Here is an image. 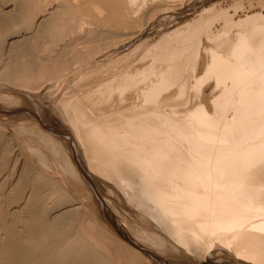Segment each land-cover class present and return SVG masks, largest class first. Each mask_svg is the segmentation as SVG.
Instances as JSON below:
<instances>
[{"label":"bare ground","instance_id":"bare-ground-1","mask_svg":"<svg viewBox=\"0 0 264 264\" xmlns=\"http://www.w3.org/2000/svg\"><path fill=\"white\" fill-rule=\"evenodd\" d=\"M145 1L0 0V264H216L208 246L214 237L221 243L213 251L232 254L236 264H264V15L223 20L224 41L212 46V70L206 67L233 82L217 101L218 116L176 100L197 89L195 81L179 80L159 97L166 87L159 79L178 84L193 71L202 33L213 39L204 27L216 17L206 14L184 24L185 33H174L183 25L174 37L161 31L146 51L152 61L113 67L86 84L84 71L62 90L59 80L70 73L64 66L73 61L67 57L77 54L68 50L70 40L93 42L106 33L92 28L96 23L119 32L134 26L137 18L125 24L116 16L131 15ZM98 8L107 18H91L82 36L86 16L78 11L92 16ZM160 64L162 75L142 79ZM57 81L60 92L44 101L55 108L52 115L37 90L50 94ZM226 105L235 107L229 120ZM104 193H117L123 203Z\"/></svg>","mask_w":264,"mask_h":264},{"label":"rangeland","instance_id":"rangeland-1","mask_svg":"<svg viewBox=\"0 0 264 264\" xmlns=\"http://www.w3.org/2000/svg\"><path fill=\"white\" fill-rule=\"evenodd\" d=\"M76 1V0H75ZM146 1H148V2H146ZM145 2L147 3V5H145L146 3H144L142 6H144L145 5V7H139L136 11H134V13H132L131 15H129V16H124L125 18H123V17H121V18H123V19H120L119 17L120 16H116L118 19H117V21L118 22H121V23H124V22H126L125 24H128L127 23V20L128 21H130V19H136L137 18V21L138 22H136V23H134V26H133V23L132 22H129V26H127V28L126 29H121V31L123 32L124 30V32L122 33V32H119V30L120 29H118V28H116V30L118 29V31H116L115 30V28L114 29H112V27L110 28L109 26H104V25H97V28H96V24H94V23H89L88 24V22L90 21V19L91 18H96V22H97V19L99 20V18H101V17H103L104 19L105 18H107V16L106 15H104V13H108V11H106L105 12V10H103V9H100V8H98V9H95V10H93V12H94V14L91 16H88V14L86 15V13L85 12H91V10L90 11H86V9H82L81 11H78V15H82V13H85V14H83V16H81L80 15V18L82 19V17H84V16H86V17H84L83 19H82V22H83V27L80 29V31L82 32V36H86V33H85V35H83V31L85 30V29H90L91 28V26H93V24H94V26L92 27V28H94V29H100V30H103L102 32L104 33V31H105V29H106V33H102L103 35V37L100 35V36H98L93 42H89V43H86L85 41H82V42H80L79 43V41H71L70 40V42H72V43H74L75 44V46H73L72 45V43H70L69 44V46H70V49H68V47L66 48V49H68V50H71L72 52L73 51H75L76 50V48H77V51H75V52H77V54L75 55L74 54V56H72V54L73 53H70L69 55L70 56H68L67 57V60H69V58L70 57H72V60L74 61H72L71 62V58H70V62L69 61H67L68 62V64L66 63V61L64 60V62H63V64H61V66L63 65H65V63L67 64V65H65L64 67H68V69H70V73H69V71H68V73L66 72V76L67 75H70L68 78L70 79H68V78H66V76L64 75V77H63V75L61 76V79L59 80L60 82H62L63 81V83H65V84H61L63 87H65V89H62V90H65V91H67V90H70V89H72V85L74 84V81L75 80H77V79H79V78H81L82 77V74L81 73H83L84 71L85 72H89L90 74H89V76H87V77H85L86 78V80H83V84H84V82H85V84L87 83L86 81H88L89 83H92L94 80H95V78L94 77H100L101 78V76H103V75H105L104 77H107L108 75H110L112 72H114V71H116L118 68H122V67H125V66H127V67H131V66H134L135 64L136 65H139V64H141L142 62L143 63H148V62H150V61H152L153 60V58H154V54L153 55H149V54H147V50H148V48L150 47V45H152V43H155V41L156 40H158L157 38L159 37V34L161 33V31H162V33H164L165 31L166 32H168V31H170V32H168V33H170V35H171V37H174L175 35H178V33L177 32H180V33H185V31H187V29L185 28L186 26H187V28L188 27H190L191 25L190 24H192L193 23V21L194 20H198L199 19V17L201 16V15H207V16H209V17H216L215 19H214V21H210V22H207V24H205L206 26L204 27V28H207V30L209 31V32H211L212 31V36H213V39L211 38V39H209L210 40V42L208 41V37H206V36H209L208 34H203L202 33V35L200 36V39H199V42H200V44H201V42H203L201 45H202V47H201V45L199 46V43H198V46H197V52L199 53H197L195 56H193V58H191V60H190V66L192 67L193 66V68H191L190 70H193L194 71V69H195V72H197V73H193V71H189L188 72V70H187V74H186V72H184L183 74H185L184 76H180L178 79H177V81H179V80H185L186 82H194L195 81V83L196 84H198V85H196V87H198L197 89L196 88H190V90L192 89V91H190L189 92V89H187L186 90V92H189L190 94H188V95H183V96H180L181 97V99H182V97L184 98V99H187V106L188 105H190V104H192L191 105V107H195V106H197V105H200L201 107H205L206 108V110H207V112L211 115L212 113H213V115L212 116H218V114H215L214 115V112L215 111H217V110H219L218 108H220V105L218 106L217 105V101H218V99H220V97H221V93H223L225 90H226V86L228 85V86H231L232 85V81H231V79H229L228 77L227 78H224V80L223 79H218L217 77H214L215 76V74H213L212 75V71H208L207 70V66L208 67H210V70H212V65L213 64H211V62H214L213 60V58H211L213 55V53H212V49H213V45L214 44H222L223 43V41H224V38H223V36H224V30L222 31L221 29V27L224 25V23H223V20L224 19H231V20H234V21H237V20H239V19H243V18H249V15H251V16H253V17H256V19L255 18H253V17H250V19L252 20V22H254V21H256L257 20V18H259V17H262L263 15H264V0H175V2H174V0H146ZM164 1V2H163ZM151 2V3H150ZM158 2V5L156 4ZM187 2V3H186ZM77 3H78V1H77ZM76 3V4H77ZM164 3V4H163ZM171 3H172V5H171ZM153 4H155L154 6H153ZM167 4L168 5H170V6H167ZM149 5V6H148ZM165 5V6H164ZM154 7V11L152 10L153 9V7ZM162 6H164V8H162ZM176 6V7H175ZM147 7H149V12L146 10V8ZM157 7V8H156ZM167 7V8H166ZM169 7V8H168ZM144 8V9H143ZM152 8V9H151ZM143 9V16L146 14V12H148L146 15H145V17H147V18H145V17H143V21H140V20H138V18H140L142 15H138V13L140 12L141 13V10ZM148 9V8H147ZM157 9V10H156ZM166 9V10H165ZM140 10V11H139ZM172 10V11H171ZM174 10H175V12H174ZM181 10V11H180ZM218 10V11H217ZM85 11V12H84ZM101 11H103L102 13H101ZM138 11V12H137ZM208 11V12H207ZM92 12V13H93ZM96 12V13H95ZM150 12H152V13H150ZM153 12H155V13H153ZM91 13V14H92ZM100 15H99V14ZM139 13V14H140ZM203 13V14H202ZM209 13H211V15L209 14ZM218 13V14H217ZM255 13V14H254ZM135 14V15H134ZM136 14H137V16H136ZM252 14H254V15H252ZM260 14V16L258 17V15ZM99 15V16H98ZM105 17H104V16ZM150 15V16H149ZM151 15H152V17H151ZM255 15H257V16H255ZM97 16V17H96ZM166 16V17H165ZM220 16V17H219ZM246 16V17H245ZM193 17V18H192ZM226 17V18H225ZM103 18H101V19H103ZM127 18H130V19H127ZM168 18V19H167ZM104 19H103V21H104ZM125 19H127L126 21H125ZM142 19V18H141ZM131 20V21H132ZM175 20V21H174ZM254 20V21H253ZM259 20V19H258ZM86 21V22H85ZM92 21H94V20H92ZM149 21V22H148ZM159 21V22H158ZM179 21V22H178ZM133 22H135V21H133ZM141 22V24H143V28H142V30L140 31V32H138L139 31V23ZM166 22V23H165ZM173 22V23H172ZM191 22V23H190ZM105 23V22H104ZM145 23V24H144ZM147 23V24H146ZM187 23V24H186ZM210 23V24H209ZM186 26H185V25ZM107 25V24H106ZM131 25H132V27H131ZM137 25V26H136ZM182 25H183V27H182ZM189 25V26H188ZM197 25H198V22H197ZM210 26V27H209ZM249 26V25H248ZM85 27H87V28H85ZM103 27V28H102ZM130 27V28H129ZM136 27H138V28H136ZM179 27H182V28H179ZM110 28V29H109ZM135 28V29H134ZM154 28V29H153ZM161 28V29H160ZM177 28H179V29H177ZM131 29V30H130ZM175 29H177L176 30V32L174 31V33H176L174 36L171 34V32H173V30H175ZM181 29H183V30H181ZM127 30V31H126ZM184 31V32H181V31ZM202 30V29H201ZM86 32H87V30H85ZM84 31V32H85ZM107 31H108V35H107ZM111 31V33H109ZM221 31V32H220ZM114 32V33H113ZM117 32H119L118 34H117ZM122 33V34H121ZM124 33H126L125 35H127V36H125L124 35ZM135 33H137V34H135ZM179 33V34H180ZM113 34V37H111V35ZM230 34H232L231 32L228 34V35H230ZM107 36V37H109V38H106L105 36ZM118 35H122V37L120 36H118ZM123 35H124V37H123ZM221 35V36H220ZM135 36V37H134ZM218 36V37H217ZM87 37H89V36H87ZM91 37V36H90ZM117 37V38H116ZM119 37V38H118ZM92 38V37H91ZM116 38V39H115ZM128 39V41H127V39ZM203 38V39H202ZM70 39V38H69ZM87 39V38H86ZM90 39V38H89ZM121 40V42H119ZM219 40H221V41H219ZM135 42V43H134ZM77 43V44H76ZM81 43H83V44H81ZM148 43V44H147ZM60 44H62L61 42H60ZM80 44V45H79ZM123 44V45H122ZM141 44V45H140ZM150 44V45H149ZM71 45H72V47H71ZM144 45V46H143ZM209 45V46H208ZM59 47V48H58ZM200 47V48H199ZM124 48H126V49H124ZM151 48V47H150ZM202 48V49H201ZM206 48H208V49H206ZM210 48H211V52L209 51L210 50ZM61 50V48H60V46H57L56 47V51L57 50ZM75 49V50H74ZM129 49V50H128ZM57 51V52H60V51ZM114 50H116V51H114ZM209 51V52H208ZM120 53V54H119ZM208 53V54H207ZM212 53V54H211ZM125 55H126V57H125ZM77 57L78 56V58H80L79 60L80 61H78V58H73V57ZM111 56V57H110ZM123 58H122V57ZM198 56V57H197ZM114 57V58H113ZM227 58H229V57H227ZM75 59H77V61H75ZM105 59V60H104ZM121 59V61L120 62H122V64L119 62V60ZM137 59V60H136ZM138 59H139V61H138ZM81 60L83 61V62H81ZM103 60V61H102ZM107 60H108V62L110 61H112L111 63L113 64V65H111V64H109V63H104V62H107ZM141 60V61H140ZM99 61V62H98ZM100 61H102V62H100ZM117 61V62H116ZM230 61H233V59H230ZM97 62V64H94V63H96ZM115 62H116V64H115ZM125 62V63H124ZM134 62V63H133ZM136 62V63H135ZM139 62V63H138ZM209 62V63H208ZM69 63H71V64H69ZM104 65H103V64ZM117 63H119L118 64V66H117ZM99 64H101V65H99ZM110 65V66H108V65ZM114 64H115V66H114ZM125 64V65H124ZM131 64V65H130ZM194 64H195V66H194ZM201 64V65H200ZM211 64V65H210ZM71 66L72 68L74 67V68H76V70H74V68L72 69L71 67H69V66ZM90 65V66H89ZM92 65H94V66H92ZM97 65H99V68L98 69H96V67H98ZM210 65V66H209ZM61 66H59L60 68H61ZM160 66V68L158 69V71H154V72H150L149 74H144V76H142V79L143 80H145V81H148V82H150L151 80H152V78H154V77H156V76H158V75H162L164 72H165V65H163V64H160L159 65ZM78 67V68H77ZM101 67V68H100ZM112 67V68H111ZM113 67L116 69V67H117V69L116 70H114L113 69ZM65 68V69H66ZM105 70H104V69ZM107 68V69H106ZM63 70V71H67L68 69H66V70ZM80 72H79V71ZM96 70H97V72H96ZM107 70V71H106ZM109 70V71H108ZM197 70V71H196ZM203 70V71H202ZM207 72H206V71ZM72 71H74L73 72V75H72ZM99 71H101V72H99ZM112 71V72H111ZM76 72H78V73H76ZM105 72V73H104ZM111 72V73H110ZM76 73V74H75ZM94 73H95V76H92V75H94ZM99 73V74H98ZM190 73V74H189ZM201 73V74H200ZM218 73V72H217ZM77 74L79 75L78 77H77ZM92 74V75H91ZM102 74V75H101ZM183 74H181V75H183ZM194 74H197L196 76V78L193 76ZM219 74H221L220 72H219ZM76 75V76H75ZM91 75V76H90ZM209 75V76H208ZM166 76H169V75H166ZM192 76V77H191ZM205 76V77H204ZM74 77V78H73ZM91 78V80H90V78ZM93 77V78H92ZM161 77H165V76H161ZM72 78H73V80H72ZM186 78V79H185ZM188 78H190V79H188ZM195 78V79H194ZM200 78H202V80H200ZM64 79V80H63ZM93 79V80H92ZM97 79V78H96ZM159 81L163 84V83H165V86L166 87H164L162 90H165V91H161L160 92V94H159V97H160V95H163V96H165V94H169L170 92H172V91H174V90H176L177 88H178V86L180 85V84H182L183 82H177L178 84H176V82L174 83V82H172V83H169V82H166V80H160L159 79ZM208 81V82H207ZM230 82V83H229ZM247 84H253L254 83V81H245ZM245 83V84H246ZM255 84V83H254ZM61 85H59V82L57 81V83H56V88L54 87L53 89H56V90H53V92L52 93H50V94H46V93H44V92H46V89H44V87L42 86L41 87V89H38L37 91L39 92V94H38V96L40 95V98H39V101H41V102H43V105L45 106L44 108H46V109H48V107H47V105H46V103L45 102H47L46 100H49L48 98V96H50V95H53V94H55V93H57V92H60V90H61ZM263 85H264V83H263ZM68 86V87H67ZM167 86H170V87H167ZM175 86V87H174ZM173 87V88H172ZM57 88H59V90L57 89ZM69 88V89H68ZM203 88V89H202ZM44 89V90H43ZM172 89V90H171ZM58 90V91H57ZM169 90H170V92H169ZM216 90V91H215ZM41 91V92H40ZM44 91V92H43ZM55 91V92H54ZM168 91V92H167ZM191 92H192V94H191ZM48 93V92H47ZM193 93L195 94V95H193ZM260 93H261V97H260V100H262V101H264V87L260 90ZM45 95V96H44ZM225 95H226V93H223V95H222V98H224L225 97ZM43 98H42V97ZM47 96V97H46ZM163 96H161V97H163ZM189 97V98H188ZM193 97V98H192ZM195 97V98H194ZM35 98H33L32 100L33 101H35L34 100ZM184 99H182V100H178V98L176 99L178 102H180V101H183ZM190 99V100H189ZM129 100H131V99H128V101ZM191 100H193V101H191ZM45 101V102H44ZM127 101V102H128ZM195 101V102H194ZM216 101V102H215ZM192 102V103H191ZM204 102V103H203ZM45 103V104H44ZM212 103V104H211ZM37 104V103H36ZM194 104V105H193ZM204 105V106H203ZM230 106H232V104H229ZM229 105H226V106H228V107H225L224 106V108H223V111H225V113H230V114H226L225 115V117H227V119L229 120V119H231L232 117H230L231 116V114H234V111L235 110H233V109H235V107H231L230 108V106ZM234 106V105H233ZM26 107V108H25ZM22 108H23V110H22ZM222 108V107H221ZM53 109V110H52ZM21 110L22 111H25L26 112V110L28 111L27 113L29 114V115H33V113L29 110V109H27V106H24V107H21ZM48 110H50L49 112L52 114V115H55V108L52 106H50V108L48 109ZM212 111V112H211ZM31 113V114H30ZM216 113V112H215ZM224 113V114H225ZM212 116H210L211 117V119L212 120H216L218 117H212ZM233 116V115H232ZM225 127V126H224ZM261 138V136H257L256 138H254V140L255 141H258L260 138ZM258 139V140H257ZM218 142V140H216V142L215 143H217ZM220 143H222L221 141H220ZM264 171V170H263ZM263 176H264V174H263ZM263 187V189H264V185L262 186ZM103 194V193H102ZM106 193H104V195H103V197L105 198L106 196ZM115 196V197H114ZM117 197V198H116ZM106 198H109V200H116V199H118V195H117V193L115 194V195H109V197H106ZM120 199H118V201H119ZM120 202H121V200L117 203V204H119L120 205ZM121 203H123V201L121 202ZM119 205H117V207H118V211L121 213V214H123V216H125V217H127L126 215L127 214H129V213H127V212H123V209H124V211H127L124 207H123V205L122 206H119ZM121 207V208H120ZM123 208V209H122ZM122 209V210H121ZM128 218V217H127ZM249 227V228H248ZM247 227V230H248V232H250V231H252V229H253V231H255V229L256 228H252L251 226H248ZM251 227V228H250ZM251 229V230H250ZM257 230V229H256ZM260 232H263L264 233V229L263 230H261ZM94 235H98V234H94ZM216 237H214V239H213V241L216 243V244H209L208 246H210L209 247V251L212 253V256H213V259L214 260H216V264H236L235 262H234V260H233V257H232V254H228V253H222V252H219V251H216V252H214L213 250L215 249V248H217V245L219 244V243H221V242H219V240L218 239H215ZM218 240V241H217ZM108 243V242H107ZM218 243V244H217ZM221 245V244H220ZM211 248V249H210ZM216 253V254H215ZM219 253H220V255H219ZM154 254H156L157 255V253H154ZM226 254V255H225ZM219 257H218V256ZM224 258H223V257ZM230 256H231V258L232 259H230ZM215 257H216V259H215ZM218 257V258H217ZM222 259V260H221ZM121 260H122V258H121ZM120 260V261H121ZM183 260H185V259H183ZM220 260V261H219ZM185 261H188V260H185ZM183 262L182 261V263H180V264H189L188 262ZM231 262V263H230ZM173 264V263H172ZM174 264H177V263H174ZM193 264V263H192ZM198 264V263H197Z\"/></svg>","mask_w":264,"mask_h":264}]
</instances>
